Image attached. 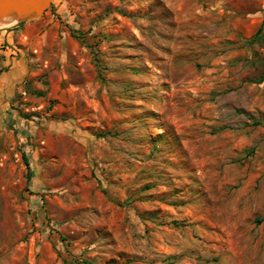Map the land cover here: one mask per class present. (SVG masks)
<instances>
[{"label":"rangeland","instance_id":"374dc122","mask_svg":"<svg viewBox=\"0 0 264 264\" xmlns=\"http://www.w3.org/2000/svg\"><path fill=\"white\" fill-rule=\"evenodd\" d=\"M4 31L0 264H264V0H53Z\"/></svg>","mask_w":264,"mask_h":264},{"label":"water","instance_id":"95a60500","mask_svg":"<svg viewBox=\"0 0 264 264\" xmlns=\"http://www.w3.org/2000/svg\"><path fill=\"white\" fill-rule=\"evenodd\" d=\"M53 0H0V28L41 17Z\"/></svg>","mask_w":264,"mask_h":264},{"label":"crops","instance_id":"0c3cea01","mask_svg":"<svg viewBox=\"0 0 264 264\" xmlns=\"http://www.w3.org/2000/svg\"><path fill=\"white\" fill-rule=\"evenodd\" d=\"M6 35H7V31L0 32V38H2L3 40L5 39Z\"/></svg>","mask_w":264,"mask_h":264},{"label":"trees","instance_id":"16d2710c","mask_svg":"<svg viewBox=\"0 0 264 264\" xmlns=\"http://www.w3.org/2000/svg\"><path fill=\"white\" fill-rule=\"evenodd\" d=\"M21 25H23V23H21ZM1 74V73H0ZM26 166L28 167V172H29V165H28V162H26ZM81 264V263H80ZM82 264H90V263H88V262H84V263H82Z\"/></svg>","mask_w":264,"mask_h":264}]
</instances>
